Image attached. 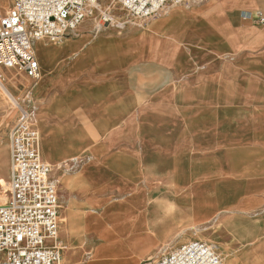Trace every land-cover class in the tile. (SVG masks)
<instances>
[{"label":"crops","instance_id":"obj_1","mask_svg":"<svg viewBox=\"0 0 264 264\" xmlns=\"http://www.w3.org/2000/svg\"><path fill=\"white\" fill-rule=\"evenodd\" d=\"M259 15L264 0H197L122 31L87 21L44 49L42 65L36 53L43 78L33 83L27 109L40 121L42 160L56 171L76 165L58 191L62 231L82 248L98 233L82 264H136L177 237L188 218L199 225L264 197V134L236 147L233 122L264 110ZM0 71L11 75H0L9 89L18 87L13 70ZM203 101L210 107L198 106ZM176 104V124L165 123ZM156 179L172 180V188H154ZM181 194L171 211V197ZM111 195L128 200L121 212Z\"/></svg>","mask_w":264,"mask_h":264},{"label":"built area","instance_id":"obj_2","mask_svg":"<svg viewBox=\"0 0 264 264\" xmlns=\"http://www.w3.org/2000/svg\"><path fill=\"white\" fill-rule=\"evenodd\" d=\"M197 0H11L0 18V67L39 77L34 52L37 40L59 42L87 19L98 15L100 30L123 29L168 9ZM122 11L120 22L113 8ZM257 20L263 22L260 15ZM42 160L40 135L33 116L23 111L10 138L8 198L0 204V264H61L56 242L59 194ZM54 241V243H53ZM145 264H224L213 243L186 241Z\"/></svg>","mask_w":264,"mask_h":264},{"label":"rangeland","instance_id":"obj_3","mask_svg":"<svg viewBox=\"0 0 264 264\" xmlns=\"http://www.w3.org/2000/svg\"><path fill=\"white\" fill-rule=\"evenodd\" d=\"M111 0H101L98 5L99 9H104L105 5H107ZM11 0H0V18L4 15L6 10L9 8ZM113 14L116 15V20L120 22L122 11L113 8ZM258 14V13H256ZM91 21L92 23L99 28L101 26V21L96 14L95 17L89 18L84 22ZM83 22V23H84ZM136 22V21H135ZM113 30H118L116 28H110ZM123 29H121L122 31ZM73 34V33H72ZM71 36V35H70ZM65 39H63L64 41ZM43 41V40H40ZM49 44L47 47L57 44L50 41H43ZM40 45V44H38ZM36 51V48H35ZM37 57H38V52ZM40 61V60H39ZM42 65L43 62H40ZM8 70V69H6ZM19 77L18 87L13 88V91L9 89V83L7 82L5 85L9 89L11 93L17 97V102L12 99L13 96L0 85V197L2 200L0 204L6 202L8 198V188H9V180H10V138L11 132L14 126L21 119V115L23 111L30 113L34 118V126L38 130L40 135V121H36L35 116L33 115L30 109H27L29 103V94L32 90V85L35 82V79L28 77L24 73H17L13 71ZM0 75L9 76L6 72L0 71ZM11 76V75H10ZM10 79V77H8ZM0 80L2 78L0 76ZM3 82V81H2ZM4 90H3V89ZM12 95V94H11ZM14 98V97H13ZM243 103V102H242ZM242 103L235 104V108H241ZM200 104V103H199ZM251 102V106H252ZM202 108L210 107L208 101H203L201 103ZM180 105L176 104L170 108L169 114L164 116V122L168 124H176L174 121L179 118L177 114ZM21 108V109H20ZM242 109V108H241ZM251 110V107H250ZM190 117V116H187ZM186 117V118H187ZM181 118V117H180ZM234 122V139L236 141V147L241 145L245 140L248 141H258L262 140L264 134V110H252L250 114L236 116L233 120ZM42 135V133H41ZM264 140V139H263ZM40 142H42V136H40ZM240 143V144H238ZM44 159V158H43ZM45 163L50 166L51 173L50 179L53 181L58 191L61 190L65 177H74V173H76V165L71 163L62 164V168L59 171H56L52 164L48 163L44 159ZM230 166V165H229ZM243 165L241 168V172H247ZM231 178V177H228ZM228 181L218 180L221 185H225L226 183H234L239 182L243 183L244 181L241 179H227ZM146 181L139 180L137 183L139 187H145ZM135 183V182H134ZM165 183V186H169L172 188V180L164 181V180H152L149 182L154 188L161 187L162 184ZM168 183V184H167ZM199 192L201 193L203 198L204 196H208V189L205 185L199 184L197 187ZM120 197V196H117ZM116 196L111 195V203L119 204L115 205L114 209L118 213L121 212V208L126 207V203L128 200L125 198H117ZM101 198V197H100ZM128 198V196L126 197ZM172 198L173 201L177 199H183L184 194L175 195ZM177 198V199H176ZM246 198V197H245ZM244 198V200H245ZM248 199H251L250 197ZM120 202L122 207L120 208ZM247 203V209L244 211L237 210H227L220 209L214 215L203 221L202 223L195 224L192 221L187 219V222L184 224L180 233L177 237L173 238L171 241H165L158 245H156L154 251L150 255L140 257L136 261V264H145L147 261L152 259H158L165 252L171 251L174 247L193 239L204 240L210 243H213L216 246L218 254L222 257L224 264H264V197H256L253 202H245ZM121 209V210H123ZM60 198H59V208L60 212ZM61 214V212H60ZM60 215L58 214V231L55 239L56 244L62 248V259L61 264H82L86 261L87 255H84V250L86 246L87 250H92V248L99 242L98 233L93 234V241H88L85 248L81 247L80 241L69 242L67 236L62 231V221ZM78 223L79 222H74ZM252 224L255 227L250 226ZM234 225L241 226L242 230L239 233L233 232ZM84 230V229H83ZM54 243V241H53ZM161 248H165L164 251L160 252L157 257H153V255L160 251Z\"/></svg>","mask_w":264,"mask_h":264},{"label":"bare ground","instance_id":"obj_4","mask_svg":"<svg viewBox=\"0 0 264 264\" xmlns=\"http://www.w3.org/2000/svg\"><path fill=\"white\" fill-rule=\"evenodd\" d=\"M65 40H67V39H65ZM64 41L62 40V41L53 42V43H60L61 42V44H62ZM36 43H38L40 45H38ZM46 45L48 46L49 44H47V43H45L43 41H40V40H37V41L34 42V52H35V48H36V51L38 52V59L40 60V62H44L45 60H47L46 59V53L44 51V49H48V47ZM35 55H36V52H35ZM36 59H37V57H36ZM37 63H38L39 77L37 79H35V81H38L39 79L41 80L43 78V75H42V72H41V67H40V64H39L38 60H37ZM0 85H2L4 87V89L10 94V96H12L11 92L9 91V89L6 87V85L1 80H0ZM12 99L15 101V99L13 97H12ZM1 200H2V197H0V201ZM121 252H122L121 250L118 251L119 254H121Z\"/></svg>","mask_w":264,"mask_h":264}]
</instances>
